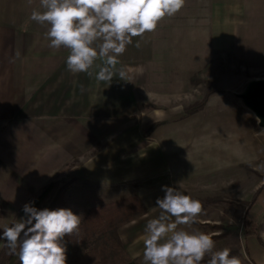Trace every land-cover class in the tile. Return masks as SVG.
Wrapping results in <instances>:
<instances>
[{"label": "crops", "instance_id": "obj_1", "mask_svg": "<svg viewBox=\"0 0 264 264\" xmlns=\"http://www.w3.org/2000/svg\"><path fill=\"white\" fill-rule=\"evenodd\" d=\"M195 1L185 0V9H194L189 3ZM208 1L211 26L216 22L218 26L211 49L229 51L235 46L229 35L243 26L244 8L238 14L233 4ZM33 9L42 11L39 0L32 4L0 0V236L4 227L24 218L20 209L31 196L53 180L72 179L66 205L74 212L133 207L135 216L119 228L118 235L128 257L144 264L141 237L147 222L161 214L156 200L164 197L163 187H172L169 162L153 132L163 110L179 115L178 93L162 88L164 83H179V74L170 76L165 65L178 43L173 44L174 37L181 33L179 17L166 16L154 32L134 37L112 69L113 79L99 81L96 74L104 60L96 59L91 76L73 74L66 66L69 50L48 46L49 26L30 19ZM228 20L231 27L222 24ZM182 33L189 34L190 29ZM120 70L126 78H120ZM159 100L171 103L163 107ZM250 150L248 161L238 157L230 161L236 177L214 194L231 206L215 210L210 204L195 223L182 227L211 236L222 245L214 251L228 248L230 256L239 253L240 259L245 251L250 264H264V233H243L244 197L253 196L250 213L264 211L257 205L264 194V155L257 141H252ZM245 166L256 174L246 185ZM6 245L0 240V250ZM209 258L206 255L201 264Z\"/></svg>", "mask_w": 264, "mask_h": 264}, {"label": "rangeland", "instance_id": "obj_2", "mask_svg": "<svg viewBox=\"0 0 264 264\" xmlns=\"http://www.w3.org/2000/svg\"><path fill=\"white\" fill-rule=\"evenodd\" d=\"M220 2L235 5L238 14L244 8L243 26L239 27L236 35H229L231 46L235 45L229 51L211 49L216 32L214 27H218L217 22L211 26L209 19L211 1L190 2L189 5L194 8L191 10L185 9L187 5L184 4L175 14L179 17L181 33L175 35L173 44L177 43L176 40L178 43L170 51L168 48L164 49L169 51L168 56L173 55L172 59L165 62L169 68L168 74L176 76L178 73L179 83H164L162 88L167 91L174 88V94L178 93L179 115L171 116L168 111L163 110L157 117L160 123H156L157 129L153 132L157 141L163 145L164 158L169 162L168 173L171 174L172 188L199 200L203 209L211 204V208L215 210L231 206L230 202L227 204L218 199L223 197L214 195L225 186L228 179L232 177L234 180L236 177L237 172L234 166L231 167L230 161L237 157L238 160L244 158L248 161L252 157V141L260 143L261 155H264V130L258 127L255 116L232 94L241 91L249 80L264 78V0ZM222 24L230 27L233 25L230 20L223 21ZM222 24L220 22L219 26ZM185 28L190 29L189 34L182 33ZM163 56H167V53H163ZM167 103L171 101H158L163 107ZM202 103V109L190 114L194 106ZM166 177L170 179L168 175ZM255 179L256 174H252L245 166V185ZM56 180L64 182L69 179ZM72 184L71 179L66 194ZM252 199L253 196L244 197L243 205L241 204L244 209ZM263 199L264 194L262 198H258L257 205L261 204L264 208ZM119 210L122 211L123 208L97 211L93 208L73 212L81 217L96 215L99 221ZM124 213L121 215L128 216V213ZM259 219L260 233H264V217L260 215ZM179 229L184 230L182 225H179ZM218 246L222 245L215 243V249ZM232 246L234 245H229ZM240 255L238 253L240 264H250L245 251L242 259ZM142 262L147 264L144 259Z\"/></svg>", "mask_w": 264, "mask_h": 264}, {"label": "clouds", "instance_id": "obj_3", "mask_svg": "<svg viewBox=\"0 0 264 264\" xmlns=\"http://www.w3.org/2000/svg\"><path fill=\"white\" fill-rule=\"evenodd\" d=\"M184 4L185 0H39L42 11L33 9L30 19L49 26L50 48L69 50V71L91 76L94 62L102 58L104 66L96 79L111 81L118 57L133 38L154 32L164 17L175 15ZM119 76L126 78L125 71L120 70ZM162 190L164 197L156 200L161 214L147 222L141 237L147 264H201L206 255L207 264H240L238 257L230 256V249L214 251L215 242L208 234L178 229L196 222L203 210L199 200L172 187ZM23 211L26 218L4 227L0 236L10 253L18 256L20 264H66L61 240L78 231L81 216L70 208L38 209L31 202Z\"/></svg>", "mask_w": 264, "mask_h": 264}, {"label": "trees", "instance_id": "obj_4", "mask_svg": "<svg viewBox=\"0 0 264 264\" xmlns=\"http://www.w3.org/2000/svg\"><path fill=\"white\" fill-rule=\"evenodd\" d=\"M202 105L203 103L194 106L190 110V114L202 109ZM70 181L69 179L64 182L59 180L49 182L40 192L31 196L23 206L31 202L38 209L67 208L65 196L70 187ZM66 182L69 183V186ZM253 204L248 203L245 209L243 219V233L245 236H258L260 234V226L256 224V218H259L260 215L264 217V211H260L257 215L250 213ZM23 206L20 209V214L26 218ZM123 212L126 215L128 213V216L121 215ZM133 216H135V212L131 207L129 209L123 208L122 211L119 210L116 214L103 217L99 219L100 222L96 219V215L81 217L78 231L71 236L66 235L61 240V244L67 250L66 264H139L137 260L130 259L127 256L117 233L120 225ZM0 264H20L18 256L11 254L7 245L0 251Z\"/></svg>", "mask_w": 264, "mask_h": 264}, {"label": "water", "instance_id": "obj_5", "mask_svg": "<svg viewBox=\"0 0 264 264\" xmlns=\"http://www.w3.org/2000/svg\"><path fill=\"white\" fill-rule=\"evenodd\" d=\"M232 94L256 119L259 118L258 127L264 130V78L251 79L241 91Z\"/></svg>", "mask_w": 264, "mask_h": 264}]
</instances>
